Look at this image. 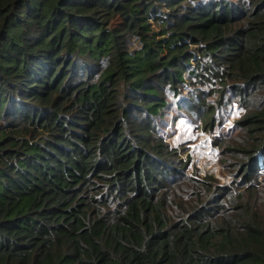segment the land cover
Instances as JSON below:
<instances>
[{"label": "trees", "instance_id": "16d2710c", "mask_svg": "<svg viewBox=\"0 0 264 264\" xmlns=\"http://www.w3.org/2000/svg\"><path fill=\"white\" fill-rule=\"evenodd\" d=\"M227 95L224 184L164 135ZM0 264H264V0H0Z\"/></svg>", "mask_w": 264, "mask_h": 264}, {"label": "rangeland", "instance_id": "374dc122", "mask_svg": "<svg viewBox=\"0 0 264 264\" xmlns=\"http://www.w3.org/2000/svg\"><path fill=\"white\" fill-rule=\"evenodd\" d=\"M209 85L202 83L199 88L203 90L204 86ZM190 91L191 89L185 90V99ZM205 93L210 97L206 101L202 99V103L211 105L217 101L210 93ZM221 105L215 116L216 125L213 129L205 128L200 118L193 116L188 108L178 112V108L173 107L164 136L172 147L179 149L182 158L190 163L189 172L197 170L196 173L202 178L209 174L228 184L233 182L234 177L232 178L223 167L229 164L228 159L226 163L225 148L218 147L214 141L229 132L245 111L238 105V97L236 100L232 95H227Z\"/></svg>", "mask_w": 264, "mask_h": 264}]
</instances>
